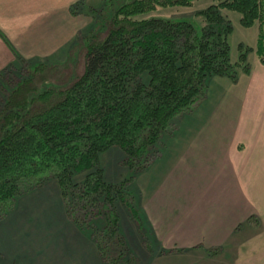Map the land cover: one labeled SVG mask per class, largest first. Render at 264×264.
<instances>
[{"label": "trees", "instance_id": "16d2710c", "mask_svg": "<svg viewBox=\"0 0 264 264\" xmlns=\"http://www.w3.org/2000/svg\"><path fill=\"white\" fill-rule=\"evenodd\" d=\"M85 1L72 4V14ZM195 1L104 0L103 11L88 5L94 23L81 38V71H66L67 62L38 63L24 74L12 65L24 59L18 55L0 72V221L20 196L53 184L66 218L88 234L106 264H144L119 232L118 204L142 231L133 178L158 158L173 119L202 102L209 78L235 82L249 74L251 51L264 64V0H211L195 13L198 29L151 15ZM222 10L237 11L244 27L257 24L255 46L240 44L234 62L227 42L232 26ZM61 68L64 78L49 76ZM112 146L124 151L122 163L132 171L117 183L104 179L97 162ZM247 221L257 226L259 218Z\"/></svg>", "mask_w": 264, "mask_h": 264}, {"label": "crops", "instance_id": "0c3cea01", "mask_svg": "<svg viewBox=\"0 0 264 264\" xmlns=\"http://www.w3.org/2000/svg\"><path fill=\"white\" fill-rule=\"evenodd\" d=\"M77 1L0 0V72L18 55L58 56L82 24L71 11ZM250 63L141 173L142 223L157 248L145 247L146 264H264V64ZM50 190L21 198L0 221L6 262L106 264Z\"/></svg>", "mask_w": 264, "mask_h": 264}, {"label": "rangeland", "instance_id": "374dc122", "mask_svg": "<svg viewBox=\"0 0 264 264\" xmlns=\"http://www.w3.org/2000/svg\"><path fill=\"white\" fill-rule=\"evenodd\" d=\"M211 2H212L211 0H200V1H195L193 5L189 7L158 8L153 13H151V15L163 17V18H171L174 20H186V21L188 20L198 29L201 23V19H200L201 17L196 16L195 13L196 11L205 8ZM88 5L89 6L91 5V7L93 6L95 9H98V11L99 9L103 11L104 0H87L85 1L84 5L79 10V12L77 14H74V15H79V14L82 15V24L79 26V29L77 30L73 39L71 40V43L67 44L66 48L62 49V51L58 53V56L49 59L24 58L23 60H18V61L16 60V63L12 65L16 67H23L24 69L22 70V72L24 74H26L30 68H33L38 63H43L51 67L52 66L57 67V66H65L63 64H66L67 62L65 68L68 69H66V71L67 70L73 72L81 71L83 67L82 66L83 60L81 59V57H79V51L82 48V47L80 48L81 40H82L81 38L87 35V33H89V30L91 29V26H93L92 24L94 23L93 12L91 7H89ZM222 13L227 17V19L230 21L232 26L231 31L227 35V42L230 48V59L232 62H234L238 59L239 54L243 51L239 47L240 44L249 47L255 46L256 38H257V24H254L251 27H244L240 24L239 21L240 14L237 11L222 10ZM255 59H257V54L254 51L248 52L247 61L251 62L252 60L254 61ZM59 70L61 73L59 72L57 73V71H53V70L50 71L49 76L54 80H58L60 77L64 78L66 71L64 70V68H61ZM16 71L17 72L15 75H20V70H17L16 68ZM51 73L56 74V76L52 75ZM230 82L231 80L227 76H213L209 78L208 83H206L207 86L205 87L206 88L205 99L207 98L205 100L206 102H204L203 100L202 103L200 102L199 104L195 105L191 110L185 111L173 119V125H175V128L172 131V133L167 134L163 138L162 144L160 146V153L158 156L159 158L163 153L169 152L168 149L171 146V144H175L178 138V129H179L178 127L180 123L186 122L190 118L191 116L190 114L193 111L198 110L197 109L198 106H201L203 104H211L213 102V97L219 94L220 92L223 93L225 90H227ZM124 158H125L124 151L118 146H112L107 150L102 151L98 154L97 162L98 165L103 169V177L106 181L117 183L131 175L132 171H130L129 168L122 163ZM141 173L142 172H140V174ZM140 174L139 175L136 174L135 177L133 178V181L131 182L130 193L134 197L133 204L135 208L138 210L139 219L143 221L144 220L143 214L140 210V197H141L140 187H142L144 180H146L148 176L146 175L147 173H143L141 175ZM51 186H53V184L49 186L46 185L40 189L31 191L23 196H20V198L16 201L15 206L11 211L16 209L18 201L23 197L37 193L39 191H40L39 195L47 196L42 190L50 188L52 191H54L55 189ZM30 200L31 199H29V201ZM117 209L120 215L119 232L123 234L126 238H128V243H129L128 245L129 247L131 246L130 247L131 252L140 261L146 264L147 259L144 252L145 247L141 245V241H143V239H145L146 236H148L149 239V233L148 230L146 229L145 224H142V231L139 233L137 231L136 225L129 217L127 209L121 204L117 205ZM6 216L7 215H5L4 218L8 219L9 216L7 218ZM5 225H7V223H5ZM135 234H137L138 236L136 241L134 239ZM2 238L3 236L0 234V249L3 243ZM148 243L152 244L153 252H156L157 248H155L154 243L152 242L151 239L148 240ZM2 252L3 251L0 250L2 264H8ZM14 263L20 264L18 261H14Z\"/></svg>", "mask_w": 264, "mask_h": 264}]
</instances>
